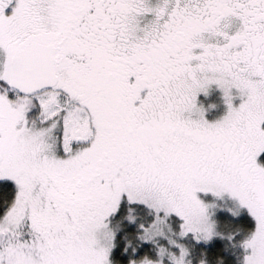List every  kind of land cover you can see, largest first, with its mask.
<instances>
[{
    "label": "snow or ice",
    "instance_id": "obj_1",
    "mask_svg": "<svg viewBox=\"0 0 264 264\" xmlns=\"http://www.w3.org/2000/svg\"><path fill=\"white\" fill-rule=\"evenodd\" d=\"M0 264H264V0H0Z\"/></svg>",
    "mask_w": 264,
    "mask_h": 264
}]
</instances>
